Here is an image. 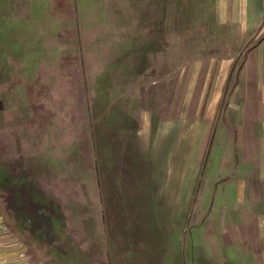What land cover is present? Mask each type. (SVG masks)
Here are the masks:
<instances>
[{"label": "rangeland", "instance_id": "1", "mask_svg": "<svg viewBox=\"0 0 264 264\" xmlns=\"http://www.w3.org/2000/svg\"><path fill=\"white\" fill-rule=\"evenodd\" d=\"M232 33L210 0H0L6 259L226 264L218 232L197 231L223 224L214 201L195 200L199 183L155 198L148 167L155 123L185 108L184 64Z\"/></svg>", "mask_w": 264, "mask_h": 264}, {"label": "crops", "instance_id": "2", "mask_svg": "<svg viewBox=\"0 0 264 264\" xmlns=\"http://www.w3.org/2000/svg\"><path fill=\"white\" fill-rule=\"evenodd\" d=\"M210 1L214 23L235 34L184 64L185 108L155 120L149 181L162 200L195 199L199 183L195 200H213L207 215L224 216L197 229L218 232L213 253L226 264H264V0ZM5 244L0 237V264H41L6 259Z\"/></svg>", "mask_w": 264, "mask_h": 264}]
</instances>
